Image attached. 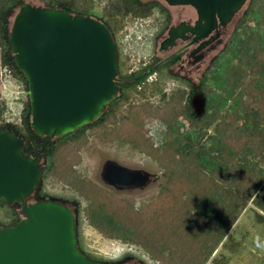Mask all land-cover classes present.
Instances as JSON below:
<instances>
[{"label":"rangeland","instance_id":"1","mask_svg":"<svg viewBox=\"0 0 264 264\" xmlns=\"http://www.w3.org/2000/svg\"><path fill=\"white\" fill-rule=\"evenodd\" d=\"M23 1L36 6L47 5L42 0H22V2ZM73 2L77 7L85 8L88 11V15L104 22L109 17L107 12L110 11L109 8L111 4H113V2H120V0H73ZM261 2L260 8L263 13L262 19L264 20V1L261 0ZM249 3L250 0H246L237 15L228 24V29L222 36L221 43L213 51L208 53L204 63L200 67L194 69L193 81L195 92L192 94L191 98L196 95L205 97L203 91H206L215 101H221L220 99L223 98V101H221L217 109L212 107L215 118L211 124L201 125L200 123L199 125L201 127H192L187 119L182 117L181 119L178 118L176 123L173 124V132L171 133L167 122L152 114L146 115L143 118L144 134L151 143V149L149 151L156 152V154L142 151L134 143L121 138L119 135L112 134L113 132L111 130L120 125L122 117L128 114L131 104L148 103L152 106L151 110L154 111L158 106L166 103L171 95L176 94L177 96L179 93L182 97L180 102L176 103L182 104L185 102L188 89H184L181 80L173 78V74L169 72L167 68H163L157 73L156 90H153V84H145L142 85L143 87L141 89L137 88L136 91H128L126 98L118 100L114 114L103 117L106 108L100 122L86 125L81 135L66 139L63 143L58 144L59 146L57 145L58 147L56 148L54 146L53 149L55 151H52L53 154L49 159L45 156H41L43 171L47 163L51 165L48 167L49 170L45 172V176L43 178L41 177L40 183L36 189L37 194L39 192L42 193L38 195V197H40V199H54L60 201L74 211L77 243L79 249L84 253L90 254L99 261L136 264H165L162 257L171 254L167 248L163 247L155 248V255L152 254L149 243H144L145 239H140L139 237L141 240L140 244L135 241L132 242V240L128 239L132 236L128 231H123V233L120 232L122 234L121 236H125L126 239L116 236L109 237L103 234L101 230L89 221L86 208L90 200L85 195H82L72 184L74 179L93 184L100 189L105 196L109 195L112 199H119L121 201L127 200L133 210V216L130 217V219L135 217L136 213L144 215V212H147L149 213V217L152 213L160 217H164V215H173L172 218L168 219L169 222H171L174 218L181 217V214L183 215L185 211L184 209H186L187 212L190 209L189 212L193 213L195 210L191 209L194 208V201H197L196 203L206 202L204 203L206 206H211V202L216 200L215 195H218V193L210 197H205L203 201V197H201V199L199 195L195 198L189 197L190 193L185 191V194L182 189L179 193V189H177L176 186L170 188L166 187V184L171 180V173L161 165L159 156L157 155L158 152L162 150H171L172 153L177 150L175 153H180L177 156L182 159L184 164L190 166L189 163L194 161V156L191 152L195 151L198 147L210 148V152L215 154L212 148L219 144L220 147L226 150V155L224 156L226 160L231 158L234 154L235 148L231 142H233L234 138L237 140L239 137H234L232 133L226 131L220 124L221 122L229 120L226 114L232 112V108H235L239 114L243 112L242 103H244L245 94L248 92L246 86H249L253 77L246 75L242 80L237 76L234 79L236 83L229 89L224 90L225 85L223 87V84L225 81L224 83L222 81L217 83L213 75L216 72L219 74L222 72L220 66L221 62L226 58L233 57L230 52L224 49L230 36L236 32L238 36L242 37L246 34L249 27H251L250 31H255L257 22L253 20H249L247 25H245L248 28H236L240 18L246 12ZM169 8L171 11L175 12L185 8V6L173 5ZM17 9L18 5L13 6L9 10V27ZM115 18L117 29L115 28L113 37L119 49V58L122 64L118 72L126 74L131 70H136L153 56L154 50L149 43V39H145L144 37L152 32L153 29L149 28L145 32L143 30L147 28V26H144L141 31H137L135 22L140 19L131 15L125 17L119 15L115 16ZM107 21L109 22V20ZM257 28L258 34L261 36L264 35V21L260 22ZM261 45L264 48V39ZM260 52L262 54L263 50H260ZM261 54L258 55V58ZM258 64V66H260V63ZM257 68L263 69L264 65ZM0 70L2 74L0 80V106L4 109L2 119L4 122L20 125V110L22 108V103L27 98L26 90L24 85L14 78L4 66L1 67ZM263 72L255 73L254 78L258 79V77L263 76ZM150 76L153 77L156 75L153 73ZM228 83L230 84L231 82L228 81ZM261 83L262 84L258 86L257 93L250 99V102L253 103L251 105L252 113L248 114L246 119H239L238 117L236 120L239 124L237 132H249L247 128H251V121L253 119L258 121V129L263 126L261 122L263 121L262 119H264V103L262 104L261 102H263L262 99H264V79L261 80ZM243 84L247 85L245 86ZM215 101L213 102L214 105ZM216 114H220V116ZM258 117L261 119L259 118L258 120ZM175 128H178L177 133H179V137H181L176 147H174V142L171 141L176 134V132H174ZM184 135L190 136V144L183 137ZM62 137L63 136L54 137L50 142L55 144ZM246 141L247 140L242 142V147L244 146V149L237 152L236 154L238 155L235 154L233 156L232 162H225V170H227V167L230 166L231 163L233 165H245L247 168L243 169V172L250 171V169L254 170L256 178L259 177L261 179L263 177L262 181L257 186L259 189L264 182V149L257 151L248 141V143L244 144ZM238 150H240V148L236 151ZM107 160L117 162L128 168L145 170L151 174V181L142 188L116 190L112 186L107 185L101 178L102 167ZM201 162L204 163V160ZM210 166L214 167V165ZM226 173V171L219 168L215 173L214 180L216 183L224 184L226 188H228L229 185L233 183V178L231 179L230 177L228 179ZM203 174L207 175L208 171ZM186 179H189V177H186ZM196 180L198 182V179ZM192 182L193 190H195L197 187L195 185L198 183L194 178ZM210 186H212V184ZM162 187L163 191L161 196H159ZM233 192L235 193V191ZM158 196L160 201L164 202V208L162 207V209H160L161 204L157 203L156 209L151 212V203H153ZM167 206H170L171 209H167ZM19 210L20 205H18V203L8 204L6 202H0V222L9 221L12 217V212L19 213ZM198 214L203 213L199 211ZM156 215L152 214L151 217L154 219ZM189 217L191 216H188L187 220ZM201 217H203L204 221L210 222L207 213L203 214ZM117 218H119V216ZM117 221L121 223L119 220ZM167 222L168 221L164 218L158 221L159 224L163 225ZM160 230L162 229L160 228ZM168 231L172 233V236L175 235L176 230L172 231L171 228ZM160 236L161 237L158 238L159 245L162 244V239H164L163 235ZM188 241L191 244L189 243L188 245ZM194 242L196 243V241H191L189 239L183 240V238L174 239L172 245L175 247V255L179 257L181 253L185 251V248H189V246L192 248ZM187 255L190 254L188 253ZM205 264H264V211L256 207L249 200L231 228L221 238L215 250L209 255Z\"/></svg>","mask_w":264,"mask_h":264},{"label":"water","instance_id":"2","mask_svg":"<svg viewBox=\"0 0 264 264\" xmlns=\"http://www.w3.org/2000/svg\"><path fill=\"white\" fill-rule=\"evenodd\" d=\"M190 5L193 25L171 27L163 46L184 31L197 42L231 22L246 0H163ZM13 62L26 81L29 127L47 136L31 156L12 128L0 129V200L20 204V218L0 226V264H136L104 262L79 249L74 211L54 199L28 201L43 171L41 152L54 137L65 136L101 117L117 97V49L108 25L88 14L56 5L21 2L7 34ZM208 40H205V44ZM204 43L200 44L202 48ZM204 96L191 99L194 113L205 112ZM101 178L116 190L145 187L151 174L107 160Z\"/></svg>","mask_w":264,"mask_h":264},{"label":"trees","instance_id":"3","mask_svg":"<svg viewBox=\"0 0 264 264\" xmlns=\"http://www.w3.org/2000/svg\"><path fill=\"white\" fill-rule=\"evenodd\" d=\"M47 5H56L60 8H65L72 13H81V14H88V11L83 7H77L73 0H42ZM264 1V0H263ZM22 0H0V68L4 66L11 75L20 81L26 90V81L22 74L17 70L15 64L13 62L12 53L10 51L9 43L7 40V34L9 31V21H8V13L10 8L16 5H20ZM157 2L149 1L145 2L142 0H120V2H113L110 6V11L107 12L109 15L108 20L114 19L116 22L115 16H122L125 17L127 15L132 16H146L150 13L153 6H155ZM262 4L261 0H250L249 6L246 9V12L240 18L237 29L239 28H248L247 22L249 20H253L257 22V26L254 32L250 31L251 27H249L246 31V34L242 37L238 36L235 32L230 36L228 42L225 46V51L230 52L233 56L232 58H226L223 62H221L220 66L222 72L219 74L216 72L214 76V80L222 81L224 83L223 87L224 90L229 89L231 86L236 83L234 79L239 76L242 80L243 77L248 75L253 77L248 88V92L245 94V101L243 104V112L239 114V112L232 108V112L226 114L229 117V120L226 122H221V126L225 128L226 131L232 133L234 137H239V139H233L231 142L235 148V152L231 158L225 159L224 156L226 155L225 148H222L217 144L213 146V152H210V148L198 147L195 151H192L194 156V161L189 163L190 166L184 164L181 158L177 156L178 153L174 151L172 153L171 150H162L158 152L159 161L163 167H165L171 173V180L166 184V187H177L180 190L182 189L183 192L187 191L190 193L189 197L195 198L199 195V198L203 197V201L205 197H210L215 195L216 200L211 202V206H206V202H199L194 201V208L191 210H195L193 213L186 211L181 214V217L174 218L169 222L168 219L172 218L173 215L164 217L156 215L154 219L149 217V213L144 212V215H139L136 213V216L130 219L133 216V210L130 207V204L127 200H119V199H112L109 195H104L100 189L89 182H83L79 179H74L71 183L80 191L82 195H85L89 198L90 202L86 208V213L89 217V221L97 227L103 234L106 236H116L122 239H126L125 236H121L123 231H128L132 235L129 237V240L132 242L141 243L140 239H145L146 242L149 243L151 247V253L154 254L155 248L163 247L167 248L171 254L169 256H163L162 260L165 261V264H205L209 255L215 250L216 246L219 244L221 238L227 233V231L231 228L233 223L235 222L236 218L243 210L247 202L250 200L256 207L264 211V182L258 189V184L262 181V178H256L254 170L243 172V169L247 167L245 165H233L232 163L230 166L227 167L225 162H232L233 156L244 149L242 147V142L247 140L250 145L256 148L257 151L264 149V119L261 123H263L262 128L258 129V121L253 119L251 121V128L249 132H237L238 130V122H236L237 118L239 119H246L248 114L252 113V102L250 99L254 96L258 91V86L261 83V80L264 79V72L262 67L264 65V48L261 45L262 40L264 39V35L258 34L259 23L264 21L263 13L261 12L260 5ZM108 24L109 22L106 20L104 21ZM117 29V27H116ZM244 30V29H243ZM260 50H263L262 54ZM260 52V53H259ZM259 53V54H258ZM258 58V55H260ZM261 57V58H260ZM260 63V66H258ZM141 71L139 70L133 74L129 75H121V82H118V86L120 87L121 93L117 96L114 100H112L106 109L105 115L103 117H108L114 114V111L117 107L118 100L122 98H126L127 90L132 89L136 90L137 83L144 77L141 75ZM257 72H263V76L258 77V79L254 78V74ZM256 76V75H255ZM252 79V78H250ZM231 82L230 84L228 83ZM241 83V81H240ZM227 86V88H226ZM155 85H153V90L155 89ZM177 93V92H176ZM206 97V105H205V112L201 116H197L192 108L191 105V95H187L185 102L182 104L176 103L180 102L182 95L179 93L173 94L170 96V99L158 106L154 111H152V106L148 103H139V104H131L129 106V111L126 116L122 117V121L120 125L112 129L113 135H119L121 138L128 140L134 143L140 150L145 151L150 154H156V152L149 151L151 149V143L149 142L148 138L144 134L143 129V118L148 115L152 114L156 117H159L163 121L167 122L169 130L171 133L173 132L172 126L176 123L178 118H186L190 126L192 127H201V125H209L212 123L213 119L215 118L213 108L217 109L220 105L223 98L220 99L221 101H215L214 98L210 97L206 91H203ZM264 103V99H262ZM215 101V105L214 102ZM3 113L4 109L0 106V129L8 127L12 128L18 135H20L24 140L23 152L34 156L42 147L44 142L47 139V136H37L29 127L30 122V113H29V104L28 99L26 98L22 103V108L20 110V125L10 122L3 121ZM220 116V114H216ZM102 116L93 121L100 122L103 118ZM260 117H258L259 120ZM261 119V118H260ZM85 126L79 128L71 133L66 134L62 138L58 140L57 143L48 142L45 147L42 149L41 156H45L46 158H50L53 152L55 151L53 148L55 146L58 147V144L63 143L68 138H74L81 133ZM176 134L172 138L171 141L174 142L175 146L180 141L178 128H175ZM203 133V132H202ZM239 134V135H238ZM131 135V136H129ZM134 135V136H133ZM238 135V136H237ZM187 142L190 144V136L184 135L183 136ZM241 137V138H240ZM250 138V139H248ZM135 139V141H134ZM231 140V139H230ZM244 142L248 143V142ZM58 145V146H57ZM192 146V145H191ZM238 148L240 150L236 151ZM259 148V149H258ZM54 150V151H53ZM53 151V152H52ZM238 155V154H236ZM204 160V163L201 161ZM51 165V164H50ZM47 163L46 168L44 167V171L42 172V178L45 176V172L48 171V167L50 166ZM210 165H214L211 167ZM239 165V166H238ZM211 167V168H209ZM239 167V169H238ZM226 171V176L229 179L233 178V183L226 188V185L221 183H216L214 180V176L216 175V171L218 169ZM208 171V174H203ZM189 177V179H186ZM197 182L198 184L195 190H193L192 186V179ZM188 183V184H185ZM212 184V186L210 185ZM224 185V186H223ZM192 189V190H191ZM163 191V187L161 189V196ZM196 191V193H195ZM235 191V193L233 192ZM237 192V193H236ZM195 193V194H192ZM42 193H36L34 196H31V200L35 201L40 199L38 195ZM186 194V192H185ZM192 194V195H191ZM158 198L151 203L150 211H154L156 209V204L160 203V209L164 208V202L160 201ZM199 199V200H200ZM0 202L4 203V201L0 200ZM103 203V204H100ZM20 205V204H18ZM190 205V204H189ZM167 209H171L170 206H167ZM202 212L203 214H208V218L210 222L203 220L201 217L203 214H198V212ZM161 213V210H160ZM11 219L9 221L0 222V226H12L14 225L20 218V214L17 212H12ZM119 216V218H117ZM188 216L189 219L187 220ZM164 218L168 222L163 224H159L158 221ZM119 220L121 223H119ZM119 223V224H118ZM172 224V225H170ZM170 225V226H169ZM160 228L162 230H160ZM172 228L175 231V235L172 236L168 230ZM141 231V232H140ZM121 232V233H120ZM164 236L162 244L159 245L158 238ZM140 237V239H139ZM183 238V240L189 239L194 242L193 249L185 248V251L181 253L178 257L175 255V247L172 245L174 239ZM171 239V241H170ZM189 245V241L187 242ZM177 244V241H176ZM191 244V243H190ZM187 245V246H188ZM178 247V246H177ZM81 250V249H80ZM190 255H187V254ZM88 257L95 259L90 254L85 253ZM155 255V254H154ZM96 260V259H95Z\"/></svg>","mask_w":264,"mask_h":264},{"label":"flooded vegetation","instance_id":"4","mask_svg":"<svg viewBox=\"0 0 264 264\" xmlns=\"http://www.w3.org/2000/svg\"><path fill=\"white\" fill-rule=\"evenodd\" d=\"M145 2L155 1L157 4L152 7L150 13L144 17L142 16H133L139 21L135 22V27L137 31H141L142 28L147 26L143 31H147V29H153L152 32L148 33V35L144 36L145 39H149V43L153 48V56L138 67L136 70H131L126 74H122L117 72L116 75V84L118 87L117 96L120 95L121 90L118 86V82H121V75H129L133 74L139 70L141 71V75L144 77L137 83V88L141 89L142 85H156L157 73L161 71L163 68H167L169 72L173 75V78L181 80L182 87L184 89H188L187 94L191 95L195 92V85L193 81L194 69L200 67L208 53L213 51L222 41V36L228 29V24L225 26L218 27V34L216 32H212V38L207 37L206 39L199 40L197 42L193 41V35L189 31H184L182 33V37H176L171 45L166 44L163 46V42L168 38V31L171 27H176L180 24L184 25H193L196 20V11L190 5H184L185 8L179 11H171L170 6L163 0H142ZM132 16V15H131ZM108 20V18H107ZM116 20V19H115ZM107 24V23H106ZM108 25V24H107ZM109 29L113 36L115 32V28L117 24L114 19L109 20ZM135 30V31H136ZM114 39V37H113ZM205 40L208 42L205 44ZM115 45L116 41L114 39ZM204 43L203 47L198 49L200 44ZM117 57H118V69L121 67V60L119 58V49L117 48ZM155 73L156 76H150ZM152 85V86H153ZM132 89H128L130 91ZM134 90V91H136ZM192 99V98H191ZM36 190L31 196L36 194ZM31 196L27 198L28 201L31 200Z\"/></svg>","mask_w":264,"mask_h":264},{"label":"crops","instance_id":"5","mask_svg":"<svg viewBox=\"0 0 264 264\" xmlns=\"http://www.w3.org/2000/svg\"><path fill=\"white\" fill-rule=\"evenodd\" d=\"M1 76H2V74H1V70H0V80H1ZM0 83H1V81H0ZM1 86V85H0Z\"/></svg>","mask_w":264,"mask_h":264}]
</instances>
